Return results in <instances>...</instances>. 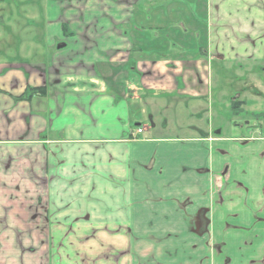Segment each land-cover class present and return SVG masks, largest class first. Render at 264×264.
<instances>
[{
  "label": "crops",
  "instance_id": "obj_1",
  "mask_svg": "<svg viewBox=\"0 0 264 264\" xmlns=\"http://www.w3.org/2000/svg\"><path fill=\"white\" fill-rule=\"evenodd\" d=\"M112 1L129 7L113 21L134 17L144 25L138 37L112 30L115 40L100 53L93 45L68 58L53 52L39 67L29 59L0 60L7 71L15 69L0 89V264H264V134L227 137L213 125L189 127L185 117L195 104L170 95L200 74L189 66L183 76L175 72L181 78L178 85L173 78L174 87L142 82L194 62L192 46L178 43L181 35L164 46L157 32L168 22L179 27L170 29L174 35L189 30L185 22L195 21L198 1L177 9L174 0ZM202 5L209 44L195 60L209 63L208 79L210 61L264 56L259 1L241 4L247 12L235 16L228 0ZM226 20L255 42L223 49L219 31ZM147 28L156 35L151 41ZM68 64L90 78L65 84L51 77L55 66ZM20 69L26 79L12 74ZM60 85L73 86V95ZM39 86L41 94L18 98ZM234 99L247 101L239 94L224 107ZM176 101L184 119L179 126L191 135L180 136L165 117Z\"/></svg>",
  "mask_w": 264,
  "mask_h": 264
},
{
  "label": "rangeland",
  "instance_id": "obj_2",
  "mask_svg": "<svg viewBox=\"0 0 264 264\" xmlns=\"http://www.w3.org/2000/svg\"><path fill=\"white\" fill-rule=\"evenodd\" d=\"M121 1L122 0H120V2ZM196 1H198V4L196 6L195 21L185 22L188 24L189 30H185V32L181 31L179 34L176 32L174 35L170 29H177L178 26L168 25V22L163 25V29H159L157 32H160L164 46L176 42L178 40V35H181L182 39H179L181 41L178 40V43L181 45L190 44L189 46H192L190 48H193L195 52L193 53L194 62L193 60L184 61L189 62V64L186 65V63H184L181 67L179 66L180 68L172 67L169 71L171 73L166 76L163 75V72L161 73L159 71H157L155 76H144L142 78L143 84L150 85V83L161 80L163 85L174 87L172 82L173 78H175V84L178 85L177 81H180L181 78L179 76H183V72L185 75L186 67L189 66L191 70H196L200 72V74L196 75V79H193L191 84H188V87H185L182 82L184 88L182 87V89H180L178 86H175V90L170 94L177 99L178 102H187L191 100L195 104L192 106V112H189V117H185L189 127L194 126V128H196L199 126L200 129H207L209 125H213L215 126V130H221L222 134L227 137L240 135L242 131L247 130L254 133L256 132L257 135L264 134V56L257 60L254 59L253 61L235 57L226 58L224 61L222 59L210 61V65L213 64V77L210 73L208 79L207 74L209 68L205 69V65L208 66L209 63L206 62V59L195 60V56L196 58L199 57V51H202L200 47H206L209 44V39L205 36L206 21L202 9V4H205L206 0ZM236 1L237 0H228L230 5L229 13H233L234 16L240 14L242 11L247 12L241 4H251L258 1L261 4L258 6L259 12H264V0H239L242 2L235 5ZM173 2L174 4L176 3V9L178 6L182 8L190 4V0H174ZM180 3L182 4L181 6ZM131 6L130 11L132 12L130 14L133 17V14L137 10V6H135L133 2ZM127 8L129 7L114 4L112 0H1L0 60L8 57H16V59L23 61L29 59L30 61L33 60L34 63L32 65L39 67L44 65L42 63L43 61L45 62L47 59L50 60L52 58L53 52L68 58L71 56L73 50L84 52L88 51V47L93 45L97 46L94 47L95 52L100 53L102 47H106L108 40H115L113 32L130 33L128 34L130 40L132 39L131 35H135L136 37L139 36L138 33L140 28L141 32H143L144 25L142 26V23H138L137 20L132 21L134 17L130 19V22H120V20H117V22L113 21L115 18L122 19L120 15L121 13L124 14L122 9L128 11ZM170 8L171 6H168L165 10H170ZM252 8L255 9V6ZM227 11L225 13H227ZM116 13L118 14L115 17L113 14ZM230 23L229 20L223 21L221 30L219 31L221 45L224 46L223 49H228L226 46L229 48L240 46L247 41L253 44L254 39H247L248 34H244L241 29H237L236 26L238 25H232ZM140 24L142 27H140ZM208 24L209 22L207 25ZM112 30L114 31L112 32ZM145 31L150 33L146 37L147 41L152 40L150 39L151 36L152 38L156 36L155 32L151 34L149 28ZM171 34L172 37H169ZM243 36L246 37L244 38ZM257 37L259 39H257L258 45L264 47V32H260ZM123 40L124 39H122V41ZM214 40L216 41V39ZM60 44L64 45L60 46ZM124 44L128 45L127 42ZM176 46L177 45L172 46V49L178 50ZM178 46L180 47V45ZM166 49H164V53ZM168 50H171V47H169ZM148 51H150V49ZM190 55V59H192V54ZM70 65L72 64L66 65L67 67L65 69L63 68L56 71L55 69L57 66H55V69L50 70L51 77H54V79H64L65 84L67 83L66 79L69 78H90L89 76L85 77V75L79 76L77 73L78 70L72 69ZM198 68L202 70L199 71L200 69ZM249 68L252 70L250 73ZM0 69L3 70L5 68L0 66ZM178 69H180V71H177ZM2 70H0V89L5 90L6 86L4 85L8 80L5 76L8 72L15 69H10L8 71L5 69V73ZM16 71L17 72H12V74L17 73L19 79H22L21 75H23L24 79L27 78L23 70L20 69ZM25 71H27V68ZM175 72L179 74L178 77L175 75ZM40 73H42V71H40ZM203 74L206 77L205 80ZM136 76L135 74L133 75L134 78H138ZM44 77V79L47 80L48 74L46 73ZM199 77L203 78V84L199 83ZM168 79L169 81H167ZM189 81H191V79ZM169 82H172V85H170ZM84 85L90 91L97 90L92 83ZM60 86L61 89L67 91V93H70L73 89V86H66V89H64L62 85ZM163 91L164 90L159 91V88L157 89V93L161 95L165 94ZM198 94L200 97L197 99L195 96ZM239 94L242 99L247 101L243 104L242 113L235 116L232 115L230 109L224 107L226 106L224 103L229 102L232 98L238 97ZM68 95L73 94L70 93ZM197 100L199 102H196ZM178 102L176 101L170 109H166L168 112L165 117L171 122V125H173L176 131H179L180 136L186 133L191 135L189 131L186 132L185 129H181L183 125L179 126L184 122V119L181 116L182 111L179 109ZM185 104H181L180 108L184 109ZM152 105L156 108V103L153 102ZM189 105H191L190 102ZM256 109L257 113L255 114ZM151 112H153V109ZM197 114H200V117H198ZM193 135H195V133Z\"/></svg>",
  "mask_w": 264,
  "mask_h": 264
},
{
  "label": "trees",
  "instance_id": "obj_3",
  "mask_svg": "<svg viewBox=\"0 0 264 264\" xmlns=\"http://www.w3.org/2000/svg\"><path fill=\"white\" fill-rule=\"evenodd\" d=\"M43 89H44L43 86L30 87L23 95H21L18 98L20 99H25L26 97L30 98L31 96L35 94H38V93L41 94L43 92ZM243 104H244L243 100H236V101L234 100L230 108V112L232 113V115H235V116L240 115L243 111Z\"/></svg>",
  "mask_w": 264,
  "mask_h": 264
},
{
  "label": "built area",
  "instance_id": "obj_4",
  "mask_svg": "<svg viewBox=\"0 0 264 264\" xmlns=\"http://www.w3.org/2000/svg\"><path fill=\"white\" fill-rule=\"evenodd\" d=\"M137 132H138V133H142V132H143V129H138Z\"/></svg>",
  "mask_w": 264,
  "mask_h": 264
},
{
  "label": "water",
  "instance_id": "obj_5",
  "mask_svg": "<svg viewBox=\"0 0 264 264\" xmlns=\"http://www.w3.org/2000/svg\"><path fill=\"white\" fill-rule=\"evenodd\" d=\"M62 45H64V44H60V46H62Z\"/></svg>",
  "mask_w": 264,
  "mask_h": 264
},
{
  "label": "flooded vegetation",
  "instance_id": "obj_6",
  "mask_svg": "<svg viewBox=\"0 0 264 264\" xmlns=\"http://www.w3.org/2000/svg\"><path fill=\"white\" fill-rule=\"evenodd\" d=\"M234 101V100H233ZM236 101V100H235ZM253 127H255V126H253Z\"/></svg>",
  "mask_w": 264,
  "mask_h": 264
}]
</instances>
